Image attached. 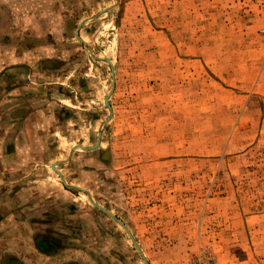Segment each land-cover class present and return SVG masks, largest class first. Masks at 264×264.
<instances>
[{
  "label": "rangeland",
  "instance_id": "rangeland-1",
  "mask_svg": "<svg viewBox=\"0 0 264 264\" xmlns=\"http://www.w3.org/2000/svg\"><path fill=\"white\" fill-rule=\"evenodd\" d=\"M65 2L83 93L20 181L60 261L264 264V0Z\"/></svg>",
  "mask_w": 264,
  "mask_h": 264
},
{
  "label": "crops",
  "instance_id": "crops-1",
  "mask_svg": "<svg viewBox=\"0 0 264 264\" xmlns=\"http://www.w3.org/2000/svg\"><path fill=\"white\" fill-rule=\"evenodd\" d=\"M69 6L65 0H0V264H79L60 261L49 244L50 227L27 215L37 203L20 184L24 171L62 160L60 127L71 121L63 115L83 93L69 75V41L78 38L76 9ZM63 79L74 92L61 88ZM29 163L35 165L25 168Z\"/></svg>",
  "mask_w": 264,
  "mask_h": 264
},
{
  "label": "built area",
  "instance_id": "built-area-1",
  "mask_svg": "<svg viewBox=\"0 0 264 264\" xmlns=\"http://www.w3.org/2000/svg\"><path fill=\"white\" fill-rule=\"evenodd\" d=\"M190 264H218L216 259L211 255H201L191 260Z\"/></svg>",
  "mask_w": 264,
  "mask_h": 264
},
{
  "label": "water",
  "instance_id": "water-1",
  "mask_svg": "<svg viewBox=\"0 0 264 264\" xmlns=\"http://www.w3.org/2000/svg\"><path fill=\"white\" fill-rule=\"evenodd\" d=\"M99 137H101V134H99ZM77 148H78V147H73V148L71 149L72 152L75 151ZM85 150H87V149H85ZM55 166H56V164H54L52 167L56 170ZM56 172L60 175V177L62 178V180L64 181V184L66 185V187H67L68 189H70V190L85 191V190L82 189V188H76V187L69 186V185L67 184L66 180L64 179V177L62 176V174H61L59 171H57V170H56ZM97 208H99L100 210L105 211L102 207H100V206H98V205H97ZM105 212H106V211H105Z\"/></svg>",
  "mask_w": 264,
  "mask_h": 264
}]
</instances>
